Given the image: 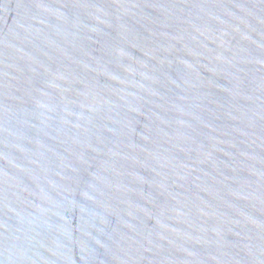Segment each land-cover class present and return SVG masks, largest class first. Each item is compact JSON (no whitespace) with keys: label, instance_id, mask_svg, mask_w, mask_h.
<instances>
[{"label":"water","instance_id":"1","mask_svg":"<svg viewBox=\"0 0 264 264\" xmlns=\"http://www.w3.org/2000/svg\"><path fill=\"white\" fill-rule=\"evenodd\" d=\"M0 264H264V0H0Z\"/></svg>","mask_w":264,"mask_h":264}]
</instances>
